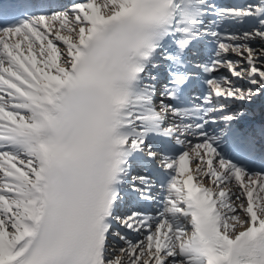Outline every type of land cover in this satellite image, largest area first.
I'll return each mask as SVG.
<instances>
[{
	"label": "snow or ice",
	"instance_id": "6c2138e0",
	"mask_svg": "<svg viewBox=\"0 0 264 264\" xmlns=\"http://www.w3.org/2000/svg\"><path fill=\"white\" fill-rule=\"evenodd\" d=\"M0 264H264V0H0Z\"/></svg>",
	"mask_w": 264,
	"mask_h": 264
}]
</instances>
